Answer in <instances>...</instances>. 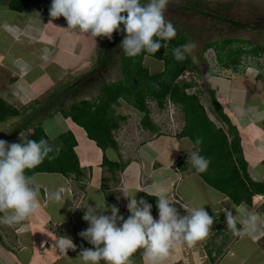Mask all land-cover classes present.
Instances as JSON below:
<instances>
[{"label": "crops", "instance_id": "crops-1", "mask_svg": "<svg viewBox=\"0 0 264 264\" xmlns=\"http://www.w3.org/2000/svg\"><path fill=\"white\" fill-rule=\"evenodd\" d=\"M9 3L10 0H0V93H3L2 87L9 83V94H13L15 100L17 96L25 98L28 94H44L45 89L55 84L56 77L62 80L67 72H72L79 80L93 70L102 43L98 37L94 39L87 34L67 30L64 17L57 21L56 31L50 33L48 30L55 21L49 15L51 0H31L27 8L35 12L25 15L26 10L13 11ZM95 47L90 54L89 51ZM51 49L52 56L44 57ZM64 56L70 58L73 66L64 63ZM150 59L147 57L145 60L148 68ZM24 71L26 75H23ZM207 81L238 132L250 178L254 182L264 181V79L245 77L233 71V75L228 77L212 75ZM237 106L244 107L246 114H237ZM70 122L71 119L64 120L65 124ZM127 122L124 127H128ZM70 128L77 141L76 152L85 174L84 180L89 182L82 206H87L88 202L94 207L96 200L103 207L105 202L106 206L118 207L120 214L127 218L130 215L128 199L120 190L130 186L132 192L129 194L137 191L138 201L143 198L152 204L148 198L153 199L154 219H158L156 197L160 195L173 201L181 216L187 211L190 213L193 207L204 205L214 218L211 231L204 239L191 246L179 243L170 249L163 261L158 262L139 249L129 257L131 264H264V195L255 196L253 206L247 207L236 205L225 194L208 185L192 169L190 159L188 161L187 153L197 151L188 137L163 134L160 126L159 134L142 128L141 136L137 135V141L133 142L134 148L119 144V151L108 149L104 152L86 132V140L80 141L76 130ZM105 156L126 165L116 178L102 166ZM33 178L41 206L25 221L14 225L0 223V264H80L77 258L82 249L93 246L79 236L88 227L83 220L86 209L81 207L77 214H73L72 199L85 186L73 183L61 174H36ZM53 192L60 193L61 199H53ZM221 209H227L237 217L247 215L248 211L254 212L258 217L256 231L235 235L227 228L226 215ZM60 236L71 238L76 245L75 250H67V256L61 255L56 248V240Z\"/></svg>", "mask_w": 264, "mask_h": 264}, {"label": "trees", "instance_id": "trees-1", "mask_svg": "<svg viewBox=\"0 0 264 264\" xmlns=\"http://www.w3.org/2000/svg\"><path fill=\"white\" fill-rule=\"evenodd\" d=\"M30 1L10 0L9 7L13 11L23 12L29 6ZM142 2L146 3L147 0H142ZM203 5L200 0H188L184 4H169L166 8L183 13L193 12L214 22L227 21V16L219 12L208 11ZM230 22L232 27L244 28L240 22L231 19ZM246 25L248 26V24ZM174 26L177 35L168 42L167 48L161 47L156 54L142 52L136 57H128L122 50L119 56L121 79L103 84L94 101L81 99L78 102H73L68 110L62 107L57 113H61L66 119H71L72 122L84 129L88 137L104 152L108 149L119 151V144L113 132L119 130L128 118L118 114L115 105H119V101L123 99L141 115L142 128L159 134L160 128L151 118L149 102L156 101L161 108H165L170 100L184 116L185 125L180 135L188 137L199 154L210 160L205 172H197L193 167L192 169L208 185L225 194L236 205L252 207L253 198L264 195V181L254 182L248 174V164L243 157L238 132L207 81L208 77L213 75L211 71L207 70L208 72L205 74L203 92L200 90L190 92L195 84L180 80L187 70L196 72L200 77L203 74L200 65L196 63L191 54L182 61L176 60L173 55L174 48L190 43L195 38V29L191 25L179 24ZM121 27L123 26L121 25ZM119 34L120 36L126 35V33ZM118 39L99 54L95 67L85 76V79L90 76L104 77L116 65L119 53V47L116 43L119 41ZM161 43L164 42L161 41ZM210 50H214L217 61L222 68L235 71H238L245 57L255 59L264 55L263 46L254 45L250 41L237 38L207 41L203 46V51L208 52ZM147 57L162 62L164 64L163 71L153 74L145 65ZM258 77L264 79L263 74H259ZM204 92H207L210 98L209 109L212 115L223 125L222 127H219L210 118L207 107L202 102L201 94ZM80 93H82L81 86L76 85L68 87L67 91L60 96L52 95L49 101L40 108H36V102L32 105L35 115L27 116L25 122L10 131L2 140L8 143H16L15 137L29 130L31 131L27 139L37 141L41 138L48 139L45 128L41 124L34 123L35 120L39 119L43 111L52 109L54 104L62 98L78 96ZM26 115L25 112L19 111L6 100L0 99V123H5L10 118ZM197 139L202 141L199 145L195 144ZM49 143L54 150L59 149L58 154L54 151L50 154L54 158H46L36 168L27 170L26 174L31 177L36 174H61L68 179L74 178L76 183L83 181L85 174L81 169L76 152L77 141L74 134L71 131H66L59 136L58 145L52 139L49 140ZM102 166L111 173L113 178H116L117 174L126 167L124 163L113 162L107 156L104 157ZM148 199L153 204V199ZM262 210H264V206ZM237 227L239 228L240 225L237 224Z\"/></svg>", "mask_w": 264, "mask_h": 264}, {"label": "clouds", "instance_id": "clouds-1", "mask_svg": "<svg viewBox=\"0 0 264 264\" xmlns=\"http://www.w3.org/2000/svg\"><path fill=\"white\" fill-rule=\"evenodd\" d=\"M169 0H51L49 15L56 19L64 17L67 30L87 34L92 38L106 37L109 40L114 32L126 33L120 47L128 57H136L142 52L156 54L161 47L167 48L177 30L165 19L164 12ZM126 14V15H125ZM121 25L123 27H121ZM155 38V39H154ZM161 41L164 43L162 44ZM195 48L186 43L173 49L176 60L182 61ZM235 111L243 116L246 109L237 106ZM48 139H21L19 143H8L0 139V222L14 225L25 221L40 208L39 190L35 179L26 174L40 165L46 158H54L53 148L49 143L55 138L54 132L46 128ZM202 141L197 139L196 145ZM188 154L192 167L197 172H205L210 160L191 151ZM76 183V182H74ZM78 184V183H77ZM128 199L127 210L130 215L125 218L115 205L103 207L94 200L95 206L87 202L81 206L86 211L83 220L88 227L79 236L92 245L83 248L77 258L80 264H131L129 257L139 249L153 261H163L171 248L179 243L193 245L208 236L214 218L205 210L204 205L193 207L186 215H179L167 196H157L156 208L158 219L152 215V204L143 198L136 199V193L130 186L120 190ZM55 200H60L58 192L51 193ZM77 207V208H81ZM225 212L227 228L235 235L255 232L257 215L248 211L247 215L237 217L227 209ZM110 211V214H106ZM239 224L241 227H237ZM56 248L63 256L76 245L71 238L60 236L56 240Z\"/></svg>", "mask_w": 264, "mask_h": 264}, {"label": "rangeland", "instance_id": "rangeland-1", "mask_svg": "<svg viewBox=\"0 0 264 264\" xmlns=\"http://www.w3.org/2000/svg\"><path fill=\"white\" fill-rule=\"evenodd\" d=\"M187 1L188 0H169L168 5L184 4ZM200 1L203 2L204 4L203 6L208 11L219 12L222 15L227 16L226 18L227 21L214 22L207 17L203 18L201 16L196 15V13L193 12L183 13L178 11H171L167 8L164 12L165 19L170 21L173 25H179V24L191 25V27L195 29L194 32L195 38L190 42L195 45V48L193 49L191 55L193 59L196 61V63L200 65L201 73L203 74V76L200 77L196 72L193 71H190V73L189 72L184 73L185 76L182 75V77L180 78L182 82L189 81L195 84L194 87L190 90V92H194L197 90L202 91L204 89L203 84L206 80L205 74H207L208 72L207 70L211 71L213 75H218L221 77H228L230 75H233V71H235L233 69L228 70L222 68L217 61V57L214 50H210L208 52L203 51V46L207 41H218L226 38H237V39L250 41L254 45H260L264 47V0H200ZM229 5L230 7H227ZM39 7L40 6H38V9ZM34 12L35 10H32L31 8L29 9L27 8L26 13L24 12V15L32 14ZM62 19L63 17L56 18L51 25V29H49L48 31L50 33L56 31L55 29H57L59 25L57 21ZM230 19L236 22H240L241 26L244 28L240 29V28H236V26L232 27L231 26L232 23L230 22ZM246 24H248V26ZM98 38L102 41L98 54L104 51L106 47H108L110 44L111 45L114 44L115 40L119 38L118 39L119 41L116 42L119 47V51H118L119 53L117 55L118 57H117L116 65L112 69H110L108 73L101 79L99 80L95 79L83 84L81 86L82 93H80V95L67 96L62 98L60 101L54 104L52 109L43 111L39 116V119H36L34 122L41 124L45 129L49 128L54 132L55 138L52 140L56 145H58V139L61 132L69 131V129H71L70 127L76 130L77 132L76 136L78 139H80V141L86 140L84 129H82L77 125H74L72 122L65 124L64 120L66 118L63 115H61V113H57L58 110L62 107L65 108V110H68V107L73 102H78L81 99H88L94 101L95 98L99 95L101 86L103 84L114 82L121 79L119 56L121 51L123 50L120 47V45L124 38V35L120 36L119 33L114 32L110 40L106 37H98ZM95 49L96 47L93 50L91 49L89 53L92 54ZM52 51H53L52 49L49 50V52L44 57L52 56ZM63 61L64 63H70L68 66H73L72 65L73 62L71 63L70 58H68L67 56L63 57ZM148 66L152 73L154 71V70L152 71V69H155L156 71H154V73H157L158 71L164 68V65L161 64L160 61L155 60L153 58L149 60ZM237 72L241 73V75L245 77L249 76L252 78L259 79L258 77L259 74L264 75V55L255 59L251 57H245L243 59L242 65L239 67ZM22 73L23 72H21V75ZM26 73L27 72L24 71L23 75H26ZM74 74L75 73L67 72L62 80L57 79V77L54 78L55 84L52 85L50 89L48 90L45 89L46 92L44 94H37L35 96L26 94L27 96H25V98L22 96L19 97L17 96L16 100L13 98V94L11 95L9 94L8 89L11 88V86L9 85V83H6V85L2 87L3 93H0V98H4L7 102L15 106L19 111L25 112L27 115L10 118L7 122L0 123V139L6 137L10 133V131L18 127L23 122H25L27 116L32 117L35 115V111L32 108L33 104H36L37 102L35 106L36 108L37 107L40 108L45 104V102L49 101L50 97L53 94H57V96L58 95L60 96L64 90H67L68 87L72 86L73 84H76V80L79 77H74ZM201 96H202L203 104L207 107L210 118L219 127H222L223 125L215 119V117L212 115L209 109L210 98L207 92L202 93ZM11 99L13 101H11ZM119 102H120L119 105H115V109L118 114L123 116L127 115L128 118L127 123H130L129 126L127 127L128 135L130 134L129 139L131 140L130 148H134L133 142L137 141V135L141 136L142 125L140 126L136 122V119H138L137 118L138 115L137 113H135V110L132 108V106L128 105L123 99H121ZM123 107L125 108V110ZM150 107L153 110V103L150 104ZM155 107L156 105L154 106V108ZM157 109L158 108H155L156 112L159 111ZM159 109H160L159 112L163 116L161 121L162 130L169 132L168 124H170V125H174V127H176L177 129V132L179 133V130L182 129L185 125L184 116L180 111V109L177 106L172 107L170 105H166L165 108L160 107ZM152 115H153V111L151 116ZM172 122H174V124H172ZM224 128L226 129L225 126ZM30 131L31 130L21 133L20 135L15 137L14 141L16 143L21 142V139L27 137L30 134ZM164 134L170 135L169 133H164ZM81 146L83 147V143ZM78 152L80 153V155H82L80 148ZM110 154L113 155L112 153ZM73 207L75 208V203H73ZM15 229L18 230L20 228L16 227Z\"/></svg>", "mask_w": 264, "mask_h": 264}, {"label": "built area", "instance_id": "built-area-1", "mask_svg": "<svg viewBox=\"0 0 264 264\" xmlns=\"http://www.w3.org/2000/svg\"><path fill=\"white\" fill-rule=\"evenodd\" d=\"M186 72H189L190 73V71H188V70L185 71L184 73H186ZM183 76H185V75L183 74ZM152 103H153V110L150 107V104H152ZM155 105H156L155 108H158L157 110L160 111V109H159L160 106L158 105V103L156 101H150L149 102V108L151 110V114H152V111H153V115L151 116V118H152V120L154 122H157L158 123V124L156 123L157 125H159L162 128L161 121H162V117L163 116H162V114L159 111H157V112L155 111V108H154ZM167 105H170L172 107H175V105L170 100L168 101V104ZM137 115H138L137 116L138 119H136V122L138 123V125L141 126L142 117H141V115L138 112H137ZM125 116H127V115H125ZM172 121H174V120H172ZM129 124L130 123H128V126H129ZM172 124H174V122H172ZM168 127H169L168 128L169 129V132L168 131H165V130H162L163 131V134L164 133H169L170 135L176 136V135H180V133H181V131L183 129V128L180 129L179 130V133H178L177 132V129H176V127H174V125L168 124ZM127 130H128L127 127L126 126L125 127L123 126L119 130L113 132L116 141L119 144H121L123 147H126V148L130 147V143H131V140L129 139V135L130 134L128 135V131ZM71 181L74 183V178L71 179ZM79 183H80V185L81 184L84 185L85 188L83 190L79 191L78 193H76V195L72 199V200H74L73 203H75V208L73 207V214H77L79 212L80 208H77V207H81V204H83V201L86 198L85 190H86L87 186L89 185V182L88 181H85V180H83V181H81ZM0 223L1 224H4L2 222H0Z\"/></svg>", "mask_w": 264, "mask_h": 264}, {"label": "flooded vegetation", "instance_id": "flooded-vegetation-1", "mask_svg": "<svg viewBox=\"0 0 264 264\" xmlns=\"http://www.w3.org/2000/svg\"><path fill=\"white\" fill-rule=\"evenodd\" d=\"M102 78V76H90V77H86V79H85V77H83V78H81V79H79V80H77L76 81V84H73L72 86H70V87H74V86H76V85H79V86H82L83 84H85L86 82H90V81H92V80H95V79H101ZM68 89V88H67ZM67 90H64L61 94H63V93H65Z\"/></svg>", "mask_w": 264, "mask_h": 264}]
</instances>
